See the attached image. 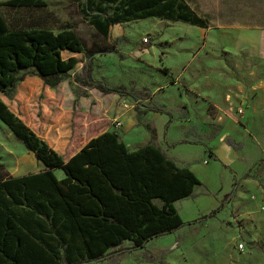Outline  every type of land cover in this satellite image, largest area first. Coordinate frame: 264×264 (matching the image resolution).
I'll return each mask as SVG.
<instances>
[{
	"label": "rangeland",
	"instance_id": "1",
	"mask_svg": "<svg viewBox=\"0 0 264 264\" xmlns=\"http://www.w3.org/2000/svg\"><path fill=\"white\" fill-rule=\"evenodd\" d=\"M44 1L43 8L0 6V14L11 31L40 28L58 34L69 30L77 36L83 56L77 55L78 62L54 88L56 96L65 91L70 105L72 97L87 100L91 93V105L99 104L93 100L97 97L103 99L104 108L106 103L122 108L124 102L141 115L149 110L169 113L180 131L175 139L197 145L182 146V156L175 162L200 164L198 178L207 181L211 192L194 193L176 203L183 225L172 234L139 250L126 242L101 261L87 264H264V63L248 45L250 33L264 29V0H184L206 21V28L147 18L115 25L108 37L96 32L75 0ZM210 80L220 89H207ZM90 83L111 92L102 94L86 86ZM227 88L234 92L227 93ZM242 96L248 97L249 111L254 112L244 125L230 114ZM7 102L43 130L35 106L22 100ZM230 118L245 135L240 146L263 154L255 156L252 168L232 183L231 192L220 201L231 187L228 171L213 164L199 144L206 147L217 140L233 144L232 138L223 136ZM154 127L157 136H163L161 121ZM167 130L171 138L177 133L174 128ZM203 160L209 162L207 166ZM37 162L0 121V181L36 172ZM62 175L56 170V177ZM211 212V218H204Z\"/></svg>",
	"mask_w": 264,
	"mask_h": 264
},
{
	"label": "trees",
	"instance_id": "2",
	"mask_svg": "<svg viewBox=\"0 0 264 264\" xmlns=\"http://www.w3.org/2000/svg\"><path fill=\"white\" fill-rule=\"evenodd\" d=\"M75 1L103 37L115 25L147 18L207 27L184 0ZM0 6L43 8L46 3L5 0ZM77 55L83 56V49L73 32L11 31L0 14V121L44 166L42 172L0 181V264H87L126 242L143 249L183 225L174 204L192 197L200 185L154 144L131 152L114 131L65 158L74 113L53 108L51 89L68 76ZM15 100L37 108L45 125L41 135L7 102ZM55 170L64 177L57 179Z\"/></svg>",
	"mask_w": 264,
	"mask_h": 264
},
{
	"label": "crops",
	"instance_id": "3",
	"mask_svg": "<svg viewBox=\"0 0 264 264\" xmlns=\"http://www.w3.org/2000/svg\"><path fill=\"white\" fill-rule=\"evenodd\" d=\"M250 34L252 40L249 41L248 45L252 48L257 60L261 63H264V29L258 30L255 34ZM214 87L215 89H220V87L218 88V86H216V83L212 82L211 80L206 83L207 89L214 90ZM225 91H227V93L234 92L232 88H227L225 89ZM51 93L53 94L54 98V109L72 110L74 113L72 134L69 145L67 147V156L65 157L66 159H69L74 154H76L92 138L107 131H114L119 135L121 141H123L126 148L131 152L136 151L139 148L144 147L148 144H154L166 155L168 159H170L175 164H182L180 168H187L197 177L200 182V185L194 188L193 194L202 193V195L204 196L211 195V192L209 190L210 187L208 186L209 184L207 183V181L198 178L199 174L196 172V170L198 169V165L201 166L200 164L195 166L190 164L189 166L185 163H188V161L183 159L180 160L181 162H175V159L179 160L182 156V146L183 148H191L197 145L193 143L180 142L179 140L175 139V137L178 136L177 134H179L180 131L178 130L177 126L172 123L171 115L169 113H158L156 112V110H149L143 115H141L142 113H137L135 109L129 108L125 110L120 107L116 108L115 106H111L107 103L104 108V106L102 105L103 99L97 97H93V100L94 102H98L99 104L97 106L91 105L93 102L91 99V93L87 94V100L85 98L78 99L77 97H72L71 104L69 105L70 101L67 99V93L65 91L61 92V95L58 96H56L54 89H51ZM239 106L245 107L243 115L237 114V108ZM249 110L250 101L247 96H242L238 104H236L234 111L230 114H232L231 116L234 117V119L238 121V123L244 125L248 122L250 114L254 113L252 111L250 112ZM138 115H141L140 120L138 119ZM114 116L122 124L119 129H115L113 127V123L110 125V122ZM235 120H232L230 118L229 122L226 123V127L223 132V136L233 139V144L221 142L218 140L213 141L206 147L199 144L200 151L203 152L206 157L208 155V158L210 157L209 159L212 161L213 164H217L216 166H220L218 168L221 169V167H223L225 170L228 171L230 179L229 182L231 184V187L230 189L226 190L223 195L220 196V201L222 200V198H225L229 195L232 190V183L235 181H240L245 176V174H247V172L252 168L255 156H257V154L260 155L262 153L261 151H247L245 149V146H240L244 142L243 140L245 138V135L239 127L240 124H238ZM156 121H161L162 125L164 126L163 136L158 137L155 133L154 123ZM28 125L34 130H36L37 133H39L40 135L44 132V124H42V132L36 129L32 125L31 121L28 122ZM169 128H174L177 132L172 138L167 132V129ZM149 132H151L150 136L153 138L152 140L147 137L149 136ZM124 135L125 139L122 137ZM208 163L209 162L207 160L202 161V165L207 166ZM36 164L38 165V170L36 172L29 173L26 175L39 173L44 170V166L42 163L37 162ZM237 168H239V170H237ZM54 174L56 176V170L54 171ZM26 175L22 174L20 176H13V178H18ZM63 177L64 175L60 177L57 176L56 178L62 179ZM176 203L174 205H176Z\"/></svg>",
	"mask_w": 264,
	"mask_h": 264
},
{
	"label": "built area",
	"instance_id": "4",
	"mask_svg": "<svg viewBox=\"0 0 264 264\" xmlns=\"http://www.w3.org/2000/svg\"><path fill=\"white\" fill-rule=\"evenodd\" d=\"M143 42L144 43H148V39L147 38H144L143 39ZM122 108L126 110V109H129L130 106L127 103H125V104L123 103ZM244 111H245V107L239 106L237 108V114L238 115H243ZM121 126H122V124H121V122L118 119H115L113 121V127L115 129H119ZM239 249L242 250V245L239 246Z\"/></svg>",
	"mask_w": 264,
	"mask_h": 264
}]
</instances>
